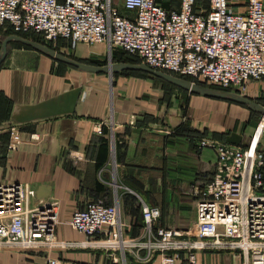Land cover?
Wrapping results in <instances>:
<instances>
[{"label":"crops","instance_id":"crops-1","mask_svg":"<svg viewBox=\"0 0 264 264\" xmlns=\"http://www.w3.org/2000/svg\"><path fill=\"white\" fill-rule=\"evenodd\" d=\"M156 2L165 11L178 9V0ZM114 4L128 15L121 0ZM9 36L16 35L8 26L0 28V44ZM32 43L58 56L70 54L60 44L50 49ZM79 45L71 50L73 61L98 52ZM99 76L106 75L77 70L15 41L6 44L0 61V183H26L32 206L56 202L53 241L65 246L2 248L0 264H45L47 258L59 264H152L143 250L121 255L83 245L84 238L67 226L71 213L94 200L115 205L122 234L133 240L141 232L145 205L159 210L160 227L184 232L195 219L192 193L211 179L215 165L214 153L198 149L195 135L221 142L219 136L236 134L248 119L240 106L214 98L193 101L186 116L177 102L166 112L132 104L123 76L108 88ZM250 87L264 97V84ZM208 100L218 106H206ZM260 145L264 149V134ZM196 264H241V259L234 252L202 250Z\"/></svg>","mask_w":264,"mask_h":264},{"label":"built area","instance_id":"built-area-1","mask_svg":"<svg viewBox=\"0 0 264 264\" xmlns=\"http://www.w3.org/2000/svg\"><path fill=\"white\" fill-rule=\"evenodd\" d=\"M178 0L163 10L156 0H0V28L34 34L47 43L103 45L172 77L188 78L241 93L249 81H264L262 0ZM241 88V89H240ZM264 123L243 147L205 138L198 149L215 155L212 178L195 188L194 223L184 232L155 227L159 210L141 206L142 229L126 240L115 205L101 200L74 210L67 222L83 245L119 252L145 251L152 264H196L202 250L234 252L241 264H264V178L257 146ZM99 132V130H97ZM18 144L13 139L10 149ZM57 204L32 206L26 183H0V249L63 248L53 241ZM116 261V259H113ZM45 264H59L47 258Z\"/></svg>","mask_w":264,"mask_h":264},{"label":"rangeland","instance_id":"rangeland-1","mask_svg":"<svg viewBox=\"0 0 264 264\" xmlns=\"http://www.w3.org/2000/svg\"><path fill=\"white\" fill-rule=\"evenodd\" d=\"M199 4H200V1H197V7L199 6ZM24 38L27 39L28 41L50 47V49L51 48L56 49L57 44L58 46L60 44V46L65 47V49L67 47V43L65 44L64 42L56 41L55 43H47L38 35L30 34V35L25 36ZM91 47L98 48L97 49L98 52H96V54L92 56L88 55L90 57L86 59H81V60L76 59L75 61H79L80 63L93 66V67L104 68L108 65L113 66L117 64L118 62L123 63V64L129 63L130 61H128V59L135 60L134 58L128 55L124 56L122 54V51L119 49L113 48L110 50V49H107L106 46L104 47L103 45H83V48H86V49H89ZM69 52L70 54L72 53L71 50ZM70 54L68 53L67 57L70 59H73ZM120 73H134V74H130V75L123 77L125 79L126 85L128 86L127 87V91L129 94L128 99L131 100L132 104H138L140 101V103H143V102L147 103L148 106H153V107L162 106L165 112H166V108L170 106V102H175V103L177 102V104H180L178 105L180 106V111L178 112H180V115L184 114L186 116L187 110H188V108L186 110L187 105L189 106L193 104V101L194 103H196V101L200 102L204 98L209 99L208 97L203 96L205 93L220 94L226 97L235 96V97H240V98L249 100L253 106L251 109L246 105H240V104L237 105L233 103V105L240 106L241 108H243L244 110L248 112V119L246 122L242 124L239 132H235L236 134L219 136L218 139L221 140V142L219 141V143H224V144L231 145L234 147L246 146L250 140L251 135L256 130V128L259 126L260 121H263L264 123V112L259 111V108H258V107H262L264 109V97L258 93L254 94V92L251 90V87H250L251 85H254V84L255 85L264 84V81H249L244 85L245 89L240 88L242 92L239 93L234 88L223 89V88L213 86V85L200 82V81L184 80V82H186L187 84L189 85L192 84L191 89L184 90V89L176 88L166 82L155 79L148 75L145 76V74L140 73V72L120 71V72H112L110 74V77H107V75L103 77L99 76L98 78H101L103 80L102 81L104 84L103 88H108L110 84L113 86L115 78L118 75H120ZM139 90L142 91V94L140 96L138 94ZM208 101L209 102L205 103L206 106L211 107L213 104H215L212 102V100H208ZM215 105L214 107L218 106V105L216 106ZM262 134H264V130ZM201 136H202L201 134L195 135L196 137L195 141H197V139ZM207 138H209L208 140H214V138H210V137H207ZM257 159L263 162L262 175L264 178V149L260 145V140L257 146ZM150 179L151 178H148V182L150 186L149 191H153V187L151 185ZM187 225H180V226L173 225V227L184 228V227H187ZM163 226L171 227L172 225L171 226L163 225Z\"/></svg>","mask_w":264,"mask_h":264},{"label":"water","instance_id":"water-1","mask_svg":"<svg viewBox=\"0 0 264 264\" xmlns=\"http://www.w3.org/2000/svg\"><path fill=\"white\" fill-rule=\"evenodd\" d=\"M9 41H15L21 45L36 48L39 51H41L42 53L46 54L49 58H52V59L56 60L57 62H60L62 64H65L67 66H70L72 68H75V69L83 71V72L95 73V74H105V75H107V77H110V74L112 72L136 71V72H140V73H143L145 75H148L150 77H153L155 79L161 80L163 82H166V83H168V84H170L176 88H179V89L189 90L192 88V86H191L192 84L189 85L186 82H184V80L176 79L175 77H172L170 75L151 70V69H149V68H147L141 64L117 63L113 66L108 65L104 68L93 67V66H89L86 64H82L80 62L73 61V60L68 59L66 57H63V56H58L53 51H51L45 47L35 45L34 43L29 42V41H25V40H23L17 36H9V37L5 38L3 40V42L0 44V46H1L0 47V61L5 54V46ZM203 96L208 97V98L225 100V101L232 102L235 104L246 105L250 109L253 107L252 103L249 100L244 99V98H240V97H235V96L226 97V96H223L220 94H207V93H205ZM258 108H259V111L264 112V109L262 107H258Z\"/></svg>","mask_w":264,"mask_h":264},{"label":"trees","instance_id":"trees-1","mask_svg":"<svg viewBox=\"0 0 264 264\" xmlns=\"http://www.w3.org/2000/svg\"><path fill=\"white\" fill-rule=\"evenodd\" d=\"M197 1H200V4H199V6L202 8V9H204V10H207V4H206V1L205 0H196V6H197ZM11 31V30H10ZM12 32V31H11ZM27 35H30V34H23V35H18V36H21V37H25V36H27ZM31 35H34V34H31ZM59 41H61V42H64L65 44H66V42L65 41H62V40H58L57 42H59ZM122 54L125 56L126 54L125 53H123L122 52ZM128 59V58H127ZM128 61H130L128 64H139L138 62H137V60H131V59H128ZM119 63V62H118ZM130 74H134V73H120V75L121 76H127V75H130ZM145 76H147V75H145ZM176 79H180V80H182V79H184V80H186V81H189L190 79H188V78H179V77H177ZM191 81V80H190ZM195 139H196V137H194ZM199 138H201V137H199ZM198 138V139H199ZM195 139L193 140V141H195ZM197 139V140H198ZM195 144H196V141H195ZM214 172V171H213ZM213 175V174H212ZM212 178V177H211ZM211 180V179H210ZM209 180V181H210ZM208 181V182H209ZM159 219H160V216H159ZM140 221H141V216H140ZM155 227H160V225H159V220L157 221V223L155 224ZM139 228L141 229L142 228V221H141V224H140V226H139Z\"/></svg>","mask_w":264,"mask_h":264}]
</instances>
